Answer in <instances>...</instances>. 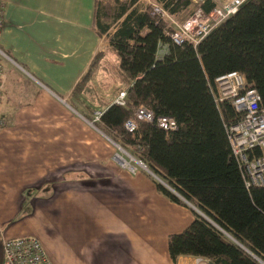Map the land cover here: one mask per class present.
Returning <instances> with one entry per match:
<instances>
[{"label": "trees", "instance_id": "1", "mask_svg": "<svg viewBox=\"0 0 264 264\" xmlns=\"http://www.w3.org/2000/svg\"><path fill=\"white\" fill-rule=\"evenodd\" d=\"M155 6L175 20L192 7L189 0H94V31L106 44L72 90V105L87 119L100 112L94 125L163 182L152 179L158 194L185 207L178 195L205 216L192 212V222L168 236L172 264L180 257L264 264V186L245 184L226 131L241 116L230 102H216L215 85L238 73L264 108V0L246 1L195 48L172 42ZM100 73L113 80L110 99L92 86ZM123 93L120 106L115 101ZM139 107L151 111L154 122L137 119ZM159 118L173 119L175 130L158 128Z\"/></svg>", "mask_w": 264, "mask_h": 264}, {"label": "crops", "instance_id": "2", "mask_svg": "<svg viewBox=\"0 0 264 264\" xmlns=\"http://www.w3.org/2000/svg\"><path fill=\"white\" fill-rule=\"evenodd\" d=\"M93 13L94 0H4L0 101L6 96L8 81L24 88L21 94L16 87L9 88L24 101L17 104L14 114H3L9 125L0 131V188L17 198L15 208L19 199H24V206L41 210L39 200L66 190L57 186L59 167H71L67 173L72 177L67 179L74 186V209L82 208V213L91 217L89 223H82L78 213L79 218L69 223L72 227L66 228L73 230L74 248L65 264H161L160 257L146 249L145 214L154 213L148 202H165L173 214L181 206L158 194L150 175L110 170L113 147L99 142L91 131L83 142L81 119L69 105L72 90L99 51ZM17 70L37 89H29L17 77ZM62 173L64 176V169ZM78 181L83 183L79 186ZM192 211L186 220L173 219L178 227L186 225L181 231L192 222ZM15 213L0 199L3 237L26 235L25 227L9 225L16 219ZM181 231L166 235V264H172L167 238ZM56 258L55 264H63Z\"/></svg>", "mask_w": 264, "mask_h": 264}, {"label": "built area", "instance_id": "3", "mask_svg": "<svg viewBox=\"0 0 264 264\" xmlns=\"http://www.w3.org/2000/svg\"><path fill=\"white\" fill-rule=\"evenodd\" d=\"M192 13L180 25H172L173 21L160 6L154 7V12L168 21L170 38L175 45L190 42L195 48L215 28L233 17L239 8L248 0H189ZM210 4L212 8L206 11L203 5ZM4 0H0V30L3 27ZM176 24V23H174ZM0 56L2 53L0 51ZM3 69L0 67V98L2 95ZM216 102L228 101L234 110L240 114V119L226 131L229 144L238 166L242 172L247 187L264 186V108L259 107V97L254 89H249L245 78L238 73L223 75L215 80ZM116 104L124 105V93L120 94ZM137 119L146 123L154 122V115L144 107L135 110ZM100 114L96 113L98 121ZM158 128L174 131L175 122L170 118H159ZM9 125V118L0 115V131ZM132 122L125 124V129L133 131ZM144 167L142 164H139ZM131 170H134L133 167ZM1 264H53L43 243L35 236L25 235L6 238L1 235ZM179 264H210L200 257H180Z\"/></svg>", "mask_w": 264, "mask_h": 264}, {"label": "rangeland", "instance_id": "4", "mask_svg": "<svg viewBox=\"0 0 264 264\" xmlns=\"http://www.w3.org/2000/svg\"><path fill=\"white\" fill-rule=\"evenodd\" d=\"M149 1L150 0H141V3H148ZM192 11L193 8L191 7L190 13H192ZM190 13L188 16L182 17L179 20H175L171 18V21H173L172 25H180L181 23L184 22V20L187 17L190 16ZM105 44H106L105 39L98 38L96 49L101 50L102 48H104ZM17 73H18L17 77H19L25 84H28L29 89L33 90L34 88H36L35 84L33 82H29L28 77L24 75L22 71L17 70ZM113 84H114L113 80H111L110 77H108L103 73L98 74L96 78L92 81V86L97 90V93L101 97H104L106 99H110L111 97V93L114 90ZM13 86L16 87V91H19L20 94L21 92H24V88L22 86L16 85L12 81H8L5 88L6 96H4L3 99L0 101V115L14 114L18 110L17 104H23L24 101L23 97L20 96L19 98L18 96H13L9 92V88H12ZM72 104L74 105V103L71 101L69 105L71 109L77 113V114L75 113V116L81 119L82 141L84 142L86 140L85 138L86 134L89 133V131H91L92 133L95 132L97 134L99 142L105 141V143H108L113 147L112 148L113 155L109 158V161L111 162L110 170L112 171L114 170L115 172L122 171L129 175L148 174L145 167L139 165L143 163L139 161L135 156H133L130 150L121 147L123 152L119 151L115 145L116 143H114V141H112L109 137L103 134L94 125V123L97 122L95 120L96 113L100 114L99 111L94 112L91 118L87 119L79 110L75 109ZM67 153H69V151H66V154ZM116 155L117 157L119 156L121 159H123L128 165L125 166L118 163L117 160L115 159ZM130 167H133L134 170H131ZM63 169L65 171L64 176H62ZM70 169L71 167H66L65 165L64 166L61 165L59 167L57 186L60 188H66V190L63 193H60L59 196L55 194V196H50L49 198L44 200L35 199L41 202L40 205L41 210L35 211L34 207L28 208L29 206H24L25 205L24 199H19V203L17 204L18 209L15 208V200L17 198L10 195L11 194L10 192L9 193L4 192L0 188V199L5 200V204L12 211L16 212L15 213L16 219L10 221L9 225H14V226L21 225L25 227L26 235L37 237L43 243L53 264L58 262L56 255L63 264H65V260L68 255L69 257L72 258L74 240L72 234L73 230L66 229L68 227H72L71 226L72 224L69 226V223L75 222L76 220L75 217L78 216L79 218V214H81L82 223H89L87 221H89L91 217V215L89 216V214L82 213L83 210L82 208L81 209L78 208L79 209L78 212L76 209H74L73 202L75 201V199L72 194L74 186L71 185L72 182H70V180L67 179L72 177L71 174L67 173L68 170ZM98 169L101 170L100 167ZM67 183L69 185H66ZM82 183H83L82 181H78L79 186ZM83 194L85 195L86 193ZM148 205H149L148 208L154 210V213L148 212L145 214V219H146L145 223L147 226L146 227L147 253L152 252L150 251L152 249L153 250L152 253H156V256L160 257V263L166 264V261L164 260L165 248H166V235L168 233L170 234L172 232L181 231L186 226L183 225L181 227H178L180 224L174 223L173 219L174 218L177 219L178 222L186 220L188 215H191L190 210L192 211V209H190L189 206L186 205L185 207L179 208L178 213L176 212V214H173L171 211H169L166 208L167 203L165 202L164 204L161 203L159 205L157 203L154 204L153 202H151V200H149ZM170 206L176 208L175 205L171 203ZM161 217L163 219H161ZM152 219H155V221L153 222Z\"/></svg>", "mask_w": 264, "mask_h": 264}, {"label": "water", "instance_id": "5", "mask_svg": "<svg viewBox=\"0 0 264 264\" xmlns=\"http://www.w3.org/2000/svg\"><path fill=\"white\" fill-rule=\"evenodd\" d=\"M116 145V147L118 148V150L119 151H121V152H123V150L121 149V147L120 146H118L117 144H115ZM116 158V157H115ZM118 162V161H117ZM143 165V164H142ZM145 167V166H144ZM145 169H146V171H147V173L151 176V177H153V179L155 180V181H157V182H159L160 184H162V185H164L163 184V182L160 180V179H158L153 173H151L146 167H145ZM176 195V194H175ZM185 205H187V206H189V208L190 209H192L195 213H197V214H199L200 216H202L203 218H205V216L204 215H202L196 208H194L191 204H189V203H187L185 200H183L181 197H179L178 195H176ZM210 264H212V263H210Z\"/></svg>", "mask_w": 264, "mask_h": 264}, {"label": "bare ground", "instance_id": "6", "mask_svg": "<svg viewBox=\"0 0 264 264\" xmlns=\"http://www.w3.org/2000/svg\"><path fill=\"white\" fill-rule=\"evenodd\" d=\"M116 157H117V155H116ZM117 158L119 160L118 163L122 164V162H124L125 164H127L123 159L119 158V156ZM117 158H115V159H117ZM130 169H132V168H130Z\"/></svg>", "mask_w": 264, "mask_h": 264}]
</instances>
